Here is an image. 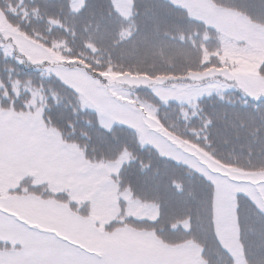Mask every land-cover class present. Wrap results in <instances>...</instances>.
I'll use <instances>...</instances> for the list:
<instances>
[{
  "label": "trees",
  "instance_id": "16d2710c",
  "mask_svg": "<svg viewBox=\"0 0 264 264\" xmlns=\"http://www.w3.org/2000/svg\"><path fill=\"white\" fill-rule=\"evenodd\" d=\"M211 1L264 23V0ZM114 5L112 0H84L76 10L72 0H0L10 25L48 49L63 42L67 65L86 68L100 82L127 74L164 85L195 74L203 75L205 81L216 70L241 68L246 60L256 63L264 77V50L194 19L167 0H134L131 16L121 15ZM177 60L189 64L168 63ZM27 63L0 52L2 110L30 112L32 94L23 86L40 88L43 99L33 111L42 110L46 123L78 145L90 161H116L125 152L132 156L114 177L120 195L130 192L133 199L145 198L160 209L155 221L136 228L154 232L172 246L197 241L209 264L231 263L212 232L215 188L211 182L152 148H142L136 133L127 127L102 128L95 113L81 106L73 88L55 76H44L43 64L28 67ZM137 94L156 106L161 123L174 136L196 144L229 169L264 173V97L244 98L241 89L213 95L200 100L199 109L189 113L197 116L185 118L181 105L163 104L149 88H140ZM228 117L232 121L226 124ZM30 183L25 178L21 186L30 188ZM47 197H57L74 209L81 206L65 192ZM237 213L248 261L264 264V213L244 195L237 198Z\"/></svg>",
  "mask_w": 264,
  "mask_h": 264
},
{
  "label": "rangeland",
  "instance_id": "374dc122",
  "mask_svg": "<svg viewBox=\"0 0 264 264\" xmlns=\"http://www.w3.org/2000/svg\"><path fill=\"white\" fill-rule=\"evenodd\" d=\"M168 1L186 9L195 19L264 49V23L248 19L235 9L214 6L210 0ZM83 2L72 0L75 9H79ZM114 2L121 15L133 14L134 0ZM64 47L63 42H57L51 49L45 48L10 25L0 11V52L5 57H18L26 62L20 56L23 54L31 60L26 62L28 67L43 63V75L55 76L73 88L81 106L94 112L103 128L110 130L116 125L126 126L136 132L142 147L153 148L215 184L216 203L218 200L215 230L237 264H249L236 227V196L239 193L249 196L264 211V173L225 168L201 147L174 136L161 123L156 106L143 101L137 90L149 88L160 102L181 105L182 115L191 118L197 115L189 113H195L199 101L206 97L224 96L234 89L243 90L252 99L264 97V77L258 73L257 64L246 60L241 68L214 72L213 77L205 81H202L203 75L195 74L173 79L176 80L174 83L164 85L127 74L100 82L84 68L68 66L62 53ZM115 52L114 48V55ZM168 63L174 66L189 64L185 60ZM23 89L32 94L30 113L16 115L0 109V190L16 188L22 177L32 173L38 181L48 182L55 190L67 189L70 193L72 191L73 198L92 201V209H96L93 217L84 219L59 200L47 201L26 189L21 198L0 200V244L12 245L9 251L0 248V264H23L29 258L22 254L24 249L37 256L48 255V250L36 239L38 235L67 236L93 253H100L101 249L112 250L124 258L141 262L205 264L199 256L202 246L195 243L174 248L155 238L154 233L137 232L130 226L115 229L123 224L111 222L119 214L120 201L118 185L110 177L119 175L124 159L91 165L78 145L65 143L55 129L45 124L41 110L32 112L43 99L41 89L30 84L24 85ZM231 121L230 117L225 120L226 124ZM128 211L129 215L142 219L153 220L159 215L155 206L147 207L137 201L129 203Z\"/></svg>",
  "mask_w": 264,
  "mask_h": 264
},
{
  "label": "snow or ice",
  "instance_id": "6c2138e0",
  "mask_svg": "<svg viewBox=\"0 0 264 264\" xmlns=\"http://www.w3.org/2000/svg\"><path fill=\"white\" fill-rule=\"evenodd\" d=\"M43 246L48 250V255L37 256L30 250H22V254L29 257L23 264H142L131 258H124L112 250L101 249L100 253H93L69 240L67 236L59 235L41 237L37 236Z\"/></svg>",
  "mask_w": 264,
  "mask_h": 264
},
{
  "label": "bare ground",
  "instance_id": "6f19581e",
  "mask_svg": "<svg viewBox=\"0 0 264 264\" xmlns=\"http://www.w3.org/2000/svg\"><path fill=\"white\" fill-rule=\"evenodd\" d=\"M113 2H114V0H112ZM115 3V2H114ZM115 7H116V5H115ZM117 8V7H116ZM183 10L186 12V13H188V11L186 10V9H184L183 8ZM206 25H208V24H206ZM209 26V25H208ZM20 56L21 57H23L24 58V60L26 61V62H30L31 60L28 58V57H26L25 55H23V54H20ZM85 70H86V72L87 73H89V71L86 69V68H84ZM90 74V73H89ZM63 81V80H62ZM63 83L65 84V85H67L64 81H63ZM178 164V166H180V167H184V168H186L187 170H190L186 165H184V164H182V163H180V162H178L177 163ZM121 171V170H120ZM68 190H70V189H68ZM56 190L55 189H53V192H55ZM71 191V190H70ZM72 192V191H71ZM21 193H24L23 191H21V192H17L15 189H13V188H11V189H2V190H0V200H2V199H9V198H21L23 195H21ZM65 194L67 195V196H70V192L69 191H66L65 192ZM216 198L217 197H214V199H213V203L214 204H218V200H217V203H216ZM116 203L117 202H115V205H116ZM141 203L143 204V205H145V206H147V207H149V206H152L153 205V202H151V201H149V200H147V199H145V198H143L142 199V201H141ZM120 208L121 209H123L124 207L122 206V204H121V201H120ZM126 207H128V206H126ZM96 208H94V210H95ZM94 213H95V211L93 212V214L92 215H94ZM236 218H237V220L239 221V218H238V214L236 215ZM119 229H121V228H119ZM179 239L180 240H182V237H179ZM180 245H183V244H180Z\"/></svg>",
  "mask_w": 264,
  "mask_h": 264
}]
</instances>
